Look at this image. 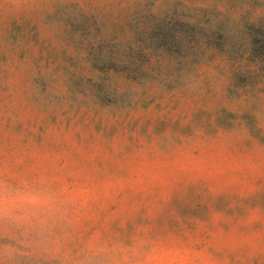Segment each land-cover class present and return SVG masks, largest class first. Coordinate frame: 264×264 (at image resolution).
Listing matches in <instances>:
<instances>
[{"label": "rangeland", "instance_id": "374dc122", "mask_svg": "<svg viewBox=\"0 0 264 264\" xmlns=\"http://www.w3.org/2000/svg\"><path fill=\"white\" fill-rule=\"evenodd\" d=\"M0 181V264H264V0H0Z\"/></svg>", "mask_w": 264, "mask_h": 264}, {"label": "clouds", "instance_id": "9594fccd", "mask_svg": "<svg viewBox=\"0 0 264 264\" xmlns=\"http://www.w3.org/2000/svg\"><path fill=\"white\" fill-rule=\"evenodd\" d=\"M64 204L60 195L47 187L33 188L31 183L8 187L0 181V226L31 227L38 234L61 217ZM124 264H128L127 261ZM135 264H192L183 251H148Z\"/></svg>", "mask_w": 264, "mask_h": 264}]
</instances>
